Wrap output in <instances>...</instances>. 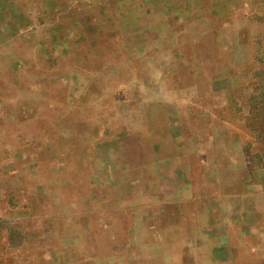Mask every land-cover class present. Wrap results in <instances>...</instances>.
I'll return each mask as SVG.
<instances>
[{"label":"crops","instance_id":"obj_1","mask_svg":"<svg viewBox=\"0 0 264 264\" xmlns=\"http://www.w3.org/2000/svg\"><path fill=\"white\" fill-rule=\"evenodd\" d=\"M116 36L78 51L65 35L31 33L34 59L14 57L11 75L22 61L40 73L24 82L30 96L10 98L17 120L0 115V264H264V128L241 123L236 102L218 103L221 81L171 115L170 98L153 96L167 62ZM217 51L210 71H226ZM155 67L158 80L146 74ZM61 69L65 90L52 84ZM26 107L39 126L28 132ZM126 213L141 224L122 239Z\"/></svg>","mask_w":264,"mask_h":264},{"label":"rangeland","instance_id":"obj_2","mask_svg":"<svg viewBox=\"0 0 264 264\" xmlns=\"http://www.w3.org/2000/svg\"><path fill=\"white\" fill-rule=\"evenodd\" d=\"M31 33L37 37L59 34L61 44L65 35L75 41L78 51L112 47L110 40H118L116 35L127 38L116 43L129 48L137 38L139 49H153L155 61L163 59L168 64L164 70L165 87H155L153 96L170 98L171 115L177 114L181 97L207 101L216 94L215 85L213 88L210 84L221 81L218 103L227 102L231 107L236 102L233 107L241 123L253 130L264 128V70L259 69L263 61L258 59L264 57V0H0V115L4 122L14 123L20 116L10 98L30 96L24 82L33 84L40 73L26 71L23 61L17 64L19 70L9 73L17 63L14 57L34 59L32 41L27 38ZM216 51L226 71H210ZM146 74L154 80L161 76L156 67ZM128 75L125 73L119 80L128 81ZM137 75V79L142 76L140 69ZM68 76L61 69L52 84L65 90ZM195 81L203 82L201 88H193ZM22 86L25 87L21 89ZM29 110L31 113L27 111L25 115L27 132L36 124ZM42 114L48 118L54 112L47 107ZM170 123L173 129H180L178 119L171 116ZM223 128L220 125L215 129L219 146L220 139L223 143L225 139ZM170 139L171 146L178 143V138ZM241 144L235 140V150H240ZM138 224V215L126 213L117 221L122 231L116 235L127 239L128 229ZM149 249L148 256L156 257L158 249L154 245Z\"/></svg>","mask_w":264,"mask_h":264}]
</instances>
